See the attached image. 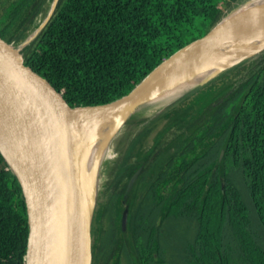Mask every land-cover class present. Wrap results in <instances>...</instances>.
<instances>
[{
    "label": "trees",
    "instance_id": "16d2710c",
    "mask_svg": "<svg viewBox=\"0 0 264 264\" xmlns=\"http://www.w3.org/2000/svg\"><path fill=\"white\" fill-rule=\"evenodd\" d=\"M232 1L58 0L24 48L23 65L75 108L74 120L89 132L111 111L91 121L92 109L79 108L127 93L207 32ZM42 2L0 0V40L21 38ZM244 62L228 90L204 95L197 117L168 122L149 154L133 159L157 123L129 141L102 207L92 264H264V54ZM141 163L123 232L121 201ZM27 235L22 190L0 154V264H26Z\"/></svg>",
    "mask_w": 264,
    "mask_h": 264
},
{
    "label": "water",
    "instance_id": "95a60500",
    "mask_svg": "<svg viewBox=\"0 0 264 264\" xmlns=\"http://www.w3.org/2000/svg\"><path fill=\"white\" fill-rule=\"evenodd\" d=\"M220 17L202 36L163 59L127 93L110 102L79 109H92V121L103 111L131 110L145 98L153 97L181 69L184 62L179 63V58L214 37ZM237 27L248 29L242 24ZM261 49L264 50V42ZM19 50L12 42L0 40V154L18 180L26 205V264H92L93 196L85 149L90 139L88 130L74 120L70 109L75 108L23 65ZM258 52H242L224 67L206 73L191 87L205 84L224 68L238 66ZM222 154L223 149L218 159ZM143 165L126 182L119 221L123 232L127 229L132 189Z\"/></svg>",
    "mask_w": 264,
    "mask_h": 264
},
{
    "label": "rangeland",
    "instance_id": "374dc122",
    "mask_svg": "<svg viewBox=\"0 0 264 264\" xmlns=\"http://www.w3.org/2000/svg\"><path fill=\"white\" fill-rule=\"evenodd\" d=\"M54 1L55 0H50L49 8L46 11V14L44 13V19L47 17L49 10L54 4ZM201 25L202 23L199 20V26ZM29 43H31V41L23 45V47L20 48L19 53L22 54L24 48ZM12 44L13 46H16V44ZM259 53L260 54L258 56L249 58L245 62H253L254 59L264 54V50L261 49ZM238 69H240V65L228 69L224 68L220 71L219 74H217L214 78H212L205 84L195 86L194 88L191 87L190 90L183 92L184 94L181 93L180 95H178L172 100V102L159 109L156 114L155 111L142 114L160 101L159 98H156L154 100L152 99L154 97H147L138 104L139 107L141 106L142 111L135 114L133 118L124 120L113 130H110L108 125L101 124L98 127L99 135L96 137V139H88L86 141L85 149L87 161L91 162L90 181L93 196L91 205V234L92 242L94 245L97 243V240L103 228V224L101 221L102 207L112 187V181L115 177V174L120 167V157L117 160V157L119 155L118 153L121 152L122 156L123 151H125L129 143L133 140V138H135V136L142 130L144 126L157 123L155 127L150 131V133L143 139V141L139 143V145L135 149L133 159L137 160L149 154V150L157 140L156 137L161 133L163 128L167 127L168 122H170L173 118L191 120L197 117L202 109L201 107L203 106V99L206 97L204 95L208 91H211V89L216 87L219 88L223 86V91L228 90L230 88V84L234 82L237 76L235 74ZM107 147L108 149H110L109 156H101L100 154H103L107 150ZM169 148L170 147H167L165 149V152L161 154V156L158 158L159 161L158 163L156 162L155 166L160 164L161 160H164V158L167 156V153L169 152ZM112 153H116L117 156L115 154V156L112 158ZM125 180L126 178H124V181ZM97 192L99 195H97ZM179 226L182 230L186 229V225L183 223H180Z\"/></svg>",
    "mask_w": 264,
    "mask_h": 264
},
{
    "label": "bare ground",
    "instance_id": "6f19581e",
    "mask_svg": "<svg viewBox=\"0 0 264 264\" xmlns=\"http://www.w3.org/2000/svg\"><path fill=\"white\" fill-rule=\"evenodd\" d=\"M49 4L50 0H43L41 8L36 13L30 26L23 33L21 38L12 42L16 44L18 49L22 48L23 45L31 41L39 33L40 24L44 19V13L46 14L49 8ZM241 24L246 25L248 29L237 27V25ZM263 42L264 0H233L232 3L225 8L220 20L216 24L214 37L207 43L199 45L194 50L179 58V63L184 62L181 69L170 77L163 88L152 95L154 97L152 99L155 100L159 98L160 101L142 114L153 111H155L156 114L159 109L170 103L177 94L179 95L186 91L188 87H191L193 83L197 82L206 73L224 67L230 63L232 59L237 58L242 52H258V50L260 52V47ZM259 52L255 56H258L260 54ZM141 111L142 109L139 105L131 110L112 111L105 116L101 124H106L110 130H113L124 120L133 118L135 114ZM99 126L88 132V137L91 140H95L99 135ZM106 149L107 150L103 154H100L101 156H109L110 149H108V147ZM115 154L116 153L111 154L112 158ZM118 154L117 160L119 157L121 158V152ZM90 168L91 162L88 163L87 171H89ZM98 192L97 195H99ZM117 193L119 192H116V194Z\"/></svg>",
    "mask_w": 264,
    "mask_h": 264
},
{
    "label": "flooded vegetation",
    "instance_id": "af4514ba",
    "mask_svg": "<svg viewBox=\"0 0 264 264\" xmlns=\"http://www.w3.org/2000/svg\"><path fill=\"white\" fill-rule=\"evenodd\" d=\"M164 129V128H163ZM163 129H162V131H163ZM161 131V132H162ZM160 135H161V133L156 137L157 138V140L159 139V137H160ZM167 141H168V139H166L165 141H163V143H162V145H160V147H162V146H165V144L167 143ZM138 146V145H137ZM170 148L168 149L169 150V152L167 153V155L170 153V152H172L173 151V149H174V145H171V146H169ZM137 148V147H136ZM166 148V147H165ZM164 152H165V150H164ZM163 152V153H164ZM162 153V154H163ZM144 157V156H143Z\"/></svg>",
    "mask_w": 264,
    "mask_h": 264
}]
</instances>
